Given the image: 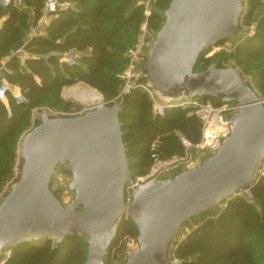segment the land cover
Wrapping results in <instances>:
<instances>
[{
  "label": "water",
  "instance_id": "water-1",
  "mask_svg": "<svg viewBox=\"0 0 264 264\" xmlns=\"http://www.w3.org/2000/svg\"><path fill=\"white\" fill-rule=\"evenodd\" d=\"M243 3L170 0L135 67L137 78L165 99L232 102L235 108L222 116L230 132L217 146L134 187L121 100H74L87 109L75 116L41 112L20 145V178L0 201V257L24 242L51 239L56 249L77 235L85 245L82 264H108L128 218L137 230L136 248L123 264H178L169 249L183 226L238 194L256 200L253 186L264 167V103L234 66L197 68L200 57L218 42L240 35ZM58 167L70 177L66 186L73 198L66 205L51 188Z\"/></svg>",
  "mask_w": 264,
  "mask_h": 264
},
{
  "label": "trees",
  "instance_id": "trees-1",
  "mask_svg": "<svg viewBox=\"0 0 264 264\" xmlns=\"http://www.w3.org/2000/svg\"><path fill=\"white\" fill-rule=\"evenodd\" d=\"M1 1L0 61L5 60L2 77L9 84L18 86L23 99L8 90H5L6 100L0 97V189L10 175L12 161L11 155L3 158L2 148L15 145L14 138L20 132V124L30 105L39 98H50L73 80L100 90L103 89L100 82H106L116 93L121 82L118 73L127 61L122 54L127 49L116 41L114 32L120 26L136 21L142 12L137 7L125 15L131 0H118L116 5H111L110 0H87L75 7L61 6L67 0H57L59 6L49 13L51 20L44 29L45 33L29 34L30 26L36 25L45 12V0H23L24 5L32 8L31 15L26 9L13 3L4 5ZM169 1L158 0L157 3L167 5ZM250 14L251 10L246 17ZM159 17L151 12L148 19L156 26ZM24 37L26 57L21 63L17 55H12V48ZM111 44L114 48L110 47ZM64 51L81 54L78 63H68L54 53ZM235 58L239 66L249 67L252 62H262V67L254 74L253 83L254 89L264 94V11L256 19L253 34L236 46ZM198 63L208 66L210 60L201 56ZM106 68L119 72L108 73ZM3 79L0 78V87ZM120 100L123 105L120 120L130 169L134 174L149 169L151 143L156 139L163 144L165 154H160L161 158L183 154L179 137L166 136L165 132L178 129L193 142L200 138L201 122L184 109L168 108L164 116L152 118L151 102L140 88L121 94ZM59 101L58 98L57 104ZM253 193L256 202L237 195L217 211H208L193 219L192 227L173 249L178 264H262L258 263L260 251L264 264V167L253 186ZM125 234L137 235L128 218L122 222L111 251ZM84 246L77 235L67 237L56 249L52 248L51 239L24 242L12 248L5 264H82ZM110 259L111 252L108 264Z\"/></svg>",
  "mask_w": 264,
  "mask_h": 264
},
{
  "label": "rangeland",
  "instance_id": "rangeland-1",
  "mask_svg": "<svg viewBox=\"0 0 264 264\" xmlns=\"http://www.w3.org/2000/svg\"><path fill=\"white\" fill-rule=\"evenodd\" d=\"M157 1L158 0H131L129 2L130 6L126 9L125 15L129 13V11L137 7L138 8L140 7L142 9V12L140 13V16L138 17L136 21L131 22L128 25H122L120 26L119 29H117L114 32L116 41L120 45H123L124 48L126 49L131 47L133 43H135V42L132 43V41H134L135 39H136L135 41H137L139 37V33L142 31L143 25L146 20H147L146 30H147L148 37L152 31H155L156 29H158L163 19L159 17V22H157L158 24L154 26L153 22L149 20L148 17L151 12H154L155 14H159V12L165 9L168 4L167 5L160 4V3H157ZM12 2L13 4L18 5V0H12ZM85 2H87V0H67L61 3L60 5L65 6V7L68 5L71 7H75L79 3L81 4ZM22 3L23 1H21V4L18 7L27 10V7L25 8V6ZM110 3L111 5H116L119 2L118 0H110ZM243 5H244V10H243L242 17L240 20V27H241L240 35L234 38H229L224 41L218 42L216 46L213 48V50H211L210 52L202 56L204 58L205 57L209 58L210 60L209 65L212 63H216L218 66H221V67L234 66L248 80L249 84L254 87V83H253L254 74L257 70H259L262 67V62L261 61L252 62L249 67L239 66L237 64L235 54H236V46L241 41H243L246 37L253 34L254 29H255L256 19L259 16V14L264 11V0H244ZM249 10H251V14L249 17H246V14ZM112 13H114V11H112ZM146 13L148 14V16ZM43 15L38 20L36 25L30 26L27 33L29 34H44L45 33L44 29L46 26H44L45 22L42 21V18L44 17ZM47 17L49 18L51 16H47ZM40 20L41 22H39ZM24 41H25V37L22 40L18 41L15 44V46L12 48V55H17L21 63H24V59L26 56L24 57L22 53H18L17 49L21 48V45ZM110 47L114 48V45L111 44ZM79 55L81 54L73 52V56L71 57L74 61H76V64L78 63L77 58ZM122 57H126V52L122 54ZM121 61H122V58H121ZM0 62L4 63L5 60L2 59ZM80 65L84 66L83 63H81ZM204 67L205 66L202 63L197 64L198 69L204 68ZM106 71L108 73H118L119 72V71L113 72L109 68H106ZM122 72H123V69L118 74L121 76ZM3 82L6 85L5 90H8L11 94H13L16 97L17 96L19 97L21 95L20 90L18 92L17 90H14L11 84H9L7 81L4 80L2 81V83ZM100 83L103 87L102 90L92 85H89L88 83H85L83 81L73 80L71 83L64 85L60 90L55 91L50 98L48 99L39 98L33 105H30V107L28 108L27 114L25 115L24 119L22 120L20 124V128H19L20 132L14 138L15 145L12 148L10 147L2 148L3 158L5 155H11L12 161L10 162V175L4 181L0 189V201L9 192L12 185L16 181H18L20 178V171H21V164H22V159L20 156V145L26 133L30 131L35 125L38 124L37 116L41 112H47L52 116H75V115H79L87 111V109L83 105L77 104L74 101V100H77L76 97L73 95H70V93L68 92L69 88L76 86V85H84L88 88H91L99 92L102 96L101 102L104 104H113L115 102L120 101L121 94L125 93V90L127 88L126 80L122 76H121V82L119 84V87L116 93L112 92V85H108L106 82H100ZM257 93L260 96V98L264 100V94H262L259 91H257ZM2 98L6 100V95H4ZM58 98L60 99V101L57 104ZM154 116L155 114L152 111L151 117L153 118ZM165 135L169 137H179V135H184V133L178 129H174V130H169L165 132ZM158 144L160 145V147H156V149L153 152L158 153V155L160 156V154L164 153V151H162L163 144L157 141V145ZM153 152L150 155L151 164L154 160V157L152 155ZM208 153H209L208 151H205V152L193 153V155L196 154V155L204 156V155H207ZM12 155H14V157ZM133 169L134 168H132V170ZM131 173L132 175H137L136 173L134 174L133 171H131ZM69 179L70 177L62 172V168L58 167L56 169L55 176L51 183L52 190L61 199L62 203L65 205L68 204L73 198V193L66 186ZM126 191H127V194L130 193V189H127ZM238 195L249 199V197L245 193H241ZM250 201L256 202L255 200H250ZM224 204H222V206H224ZM222 206H220L219 208H221ZM218 209H216V211ZM192 225H193V220L191 221V223L183 226L182 232L179 235V237H177L170 245V249H169L170 256L172 259L176 260L178 263H179L178 259L174 257L173 249L176 246V244L185 237V235L188 233ZM78 237L82 239L80 236ZM135 237L136 236L132 237L129 234H125L118 240L116 247L111 251V259H110L109 264H123L124 263L127 252L131 249L136 248ZM41 239L43 238H39L35 240L39 242ZM258 255H259L258 263L263 264V261H261L262 251H260Z\"/></svg>",
  "mask_w": 264,
  "mask_h": 264
},
{
  "label": "built area",
  "instance_id": "built-area-1",
  "mask_svg": "<svg viewBox=\"0 0 264 264\" xmlns=\"http://www.w3.org/2000/svg\"><path fill=\"white\" fill-rule=\"evenodd\" d=\"M23 0H18L21 3ZM4 5L13 3L12 0H2ZM46 9L45 14L55 11L59 4L57 0H45ZM147 14V13H146ZM148 16V14H147ZM147 20L145 21L142 31L135 43L126 51V65L123 69L121 76L126 80V90L128 92L132 88H140L144 90L151 102L152 111L155 115L164 116L168 108H181L187 111V114L194 115L201 122V134L198 141H191L185 135H179V140L184 148L182 155H172L170 157L161 158L158 153L153 151L157 147V139L151 143V151L153 152L154 160L149 169L144 173L132 175V186L142 187L156 179L163 172L176 168L181 164L187 162L193 153L211 151L217 144L230 132V125L223 121V114L232 111L235 106L232 102L217 103L214 99L210 98H187L179 101H171L161 97L145 79L139 80L135 74L136 64L143 60L144 53L148 49V36L146 30ZM24 42L18 53L26 56L23 50ZM60 57L61 60L73 63L74 60L72 51L54 52ZM4 63L0 62V78L3 79L2 69ZM4 81V79H3ZM6 85L3 82L0 87V97L5 95ZM18 97V96H17ZM19 99H23L20 95ZM264 103V100L261 99ZM130 189V186H127ZM127 201H130V193L127 194ZM12 254V248H8L1 253L0 264H5Z\"/></svg>",
  "mask_w": 264,
  "mask_h": 264
},
{
  "label": "bare ground",
  "instance_id": "bare-ground-1",
  "mask_svg": "<svg viewBox=\"0 0 264 264\" xmlns=\"http://www.w3.org/2000/svg\"><path fill=\"white\" fill-rule=\"evenodd\" d=\"M70 95L76 97L77 100L85 103H98L101 102L102 96L99 92L88 88L84 85H76L69 88Z\"/></svg>",
  "mask_w": 264,
  "mask_h": 264
},
{
  "label": "crops",
  "instance_id": "crops-1",
  "mask_svg": "<svg viewBox=\"0 0 264 264\" xmlns=\"http://www.w3.org/2000/svg\"><path fill=\"white\" fill-rule=\"evenodd\" d=\"M21 3H18V5L17 4H15V5H17V6H19ZM23 5H24V3H22ZM25 6V8L27 7V11L30 13V15L32 14V8L31 7H28V6H26V5H24ZM44 17L42 18V21H44L45 22V24H44V26H47L48 24H49V22H50V20H51V17H47V16H50V15H47V14H45V12H44V15H43ZM39 22H41V20L39 21ZM40 24V23H39ZM41 32H42V30H41ZM11 86H12V88H14V90H17L18 92H19V88H18V86L17 85H15V84H11Z\"/></svg>",
  "mask_w": 264,
  "mask_h": 264
}]
</instances>
